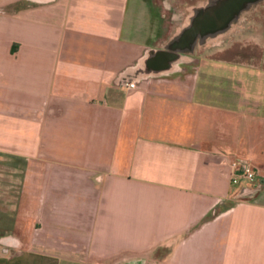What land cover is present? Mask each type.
<instances>
[{"label": "crops", "instance_id": "crops-1", "mask_svg": "<svg viewBox=\"0 0 264 264\" xmlns=\"http://www.w3.org/2000/svg\"><path fill=\"white\" fill-rule=\"evenodd\" d=\"M224 1L0 0V264H264V0L188 36Z\"/></svg>", "mask_w": 264, "mask_h": 264}, {"label": "water", "instance_id": "water-1", "mask_svg": "<svg viewBox=\"0 0 264 264\" xmlns=\"http://www.w3.org/2000/svg\"><path fill=\"white\" fill-rule=\"evenodd\" d=\"M251 0H226L220 3L216 8L209 10L204 18L199 19L198 26L194 28L191 34H188L191 39L195 40L196 33L199 31L202 34L207 32L219 30L225 27L232 20L236 12L240 11L245 3ZM199 35V33H198ZM192 48L186 47V45L180 44H170L164 50H158L154 52V57L149 59L146 64L147 73L151 71L159 72L167 70L174 62H177L181 57V52L191 51ZM144 70H139L138 72L146 73ZM260 186L253 188L246 187L244 191V196L252 197L258 190ZM141 264H146V261Z\"/></svg>", "mask_w": 264, "mask_h": 264}, {"label": "built area", "instance_id": "built-area-1", "mask_svg": "<svg viewBox=\"0 0 264 264\" xmlns=\"http://www.w3.org/2000/svg\"><path fill=\"white\" fill-rule=\"evenodd\" d=\"M130 88H135L136 85L134 83L127 84ZM231 183L234 186H239L242 183H245L247 186H251L252 183L256 181V175L253 171L249 169V166L245 163L234 161L231 163ZM148 264H156V263H148Z\"/></svg>", "mask_w": 264, "mask_h": 264}, {"label": "rangeland", "instance_id": "rangeland-1", "mask_svg": "<svg viewBox=\"0 0 264 264\" xmlns=\"http://www.w3.org/2000/svg\"><path fill=\"white\" fill-rule=\"evenodd\" d=\"M1 181H2V184H7V183H5V182H7V178H2ZM148 263H151V262L150 261H146V264H148Z\"/></svg>", "mask_w": 264, "mask_h": 264}]
</instances>
